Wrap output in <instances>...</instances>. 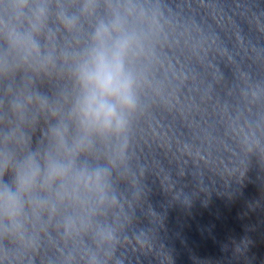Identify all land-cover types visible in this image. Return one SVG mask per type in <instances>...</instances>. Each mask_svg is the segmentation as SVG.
Masks as SVG:
<instances>
[{
    "label": "clouds",
    "instance_id": "obj_1",
    "mask_svg": "<svg viewBox=\"0 0 264 264\" xmlns=\"http://www.w3.org/2000/svg\"><path fill=\"white\" fill-rule=\"evenodd\" d=\"M98 3L83 0L80 14L94 13ZM58 7L57 19L64 29H77L79 15ZM107 8L108 14L97 19L87 47L71 57L75 92L66 112L38 92H10L6 104L0 105L21 123L30 106L56 117L47 128L44 148L18 155L12 145L27 142L23 132L10 128L0 136V239L23 243L29 213L39 219L41 213L54 215L63 205L82 211L93 202L118 206L112 177L118 160L123 161L126 143L121 144L116 158L108 157L105 163H92L88 157L94 154L97 140L122 142L126 138L130 117L138 108L139 80L130 65L140 47V36L130 24L129 17L134 15L131 7L122 9L109 2ZM0 9L9 17L0 19V37L6 44L5 51L0 52V78L7 79L24 64L44 72L54 66L53 53H42L37 39L46 27L47 0H0ZM248 152L254 153L252 149ZM258 154L264 160V151ZM62 227L71 234L86 225L67 216ZM94 239L111 246L115 234L110 226H97Z\"/></svg>",
    "mask_w": 264,
    "mask_h": 264
}]
</instances>
